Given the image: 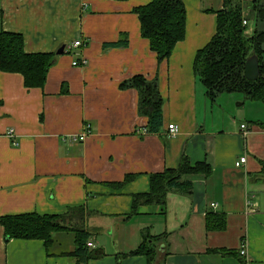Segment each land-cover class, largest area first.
<instances>
[{"label":"crops","instance_id":"obj_1","mask_svg":"<svg viewBox=\"0 0 264 264\" xmlns=\"http://www.w3.org/2000/svg\"><path fill=\"white\" fill-rule=\"evenodd\" d=\"M150 1L0 0V31L22 34L26 52L56 54L65 46L42 89L26 88L21 74L0 72V218L84 207L80 227L106 253L89 264H148L145 256H123L144 235H167L154 244V264H264V181L249 176L264 161V105L244 99L249 111H235L233 94L211 102L194 73L196 54L215 35L224 0H183L186 38L162 63L133 12ZM124 34L128 47L104 48ZM79 40L82 46L66 50ZM82 58L86 66L73 65ZM138 75L158 79L162 133L147 131L138 92L120 88ZM86 124L92 127L87 140L72 142ZM173 124L179 127L175 136L168 130ZM242 125L249 129L246 137ZM183 155L193 165L207 162L211 176H185L191 193L171 192L165 213L142 206L130 217L133 196L149 191L150 175L177 168ZM243 157L246 163L236 167ZM127 176L134 179L119 185ZM209 212L226 214V230L206 229ZM74 237L55 234L46 250L39 240L7 242L0 222V264H76L63 255L74 251ZM244 244L246 258L240 254Z\"/></svg>","mask_w":264,"mask_h":264},{"label":"trees","instance_id":"obj_2","mask_svg":"<svg viewBox=\"0 0 264 264\" xmlns=\"http://www.w3.org/2000/svg\"><path fill=\"white\" fill-rule=\"evenodd\" d=\"M124 1V0H120ZM251 9L257 21H264V4L262 0H252ZM133 12L138 15L141 24V36L150 43V49L157 56L159 63L168 60L177 46L186 38L187 10L183 0H151L144 6L136 7ZM216 33L210 42L200 49L194 61V73L206 91L211 102H217L224 94H243L244 99L264 105V28H256L252 36L246 35L247 25H243V0H224L223 8L216 12ZM127 35L120 40L106 43L105 49L128 47ZM257 55L260 60V77L249 81L244 76L245 64L249 57ZM55 53H28L22 34L0 31V72L21 74L26 88H44L48 73L55 62ZM122 90L134 89L139 96V113L148 118L147 131L162 133L164 129V98L158 79L148 80L142 75L135 76L120 85ZM62 93H67L66 86ZM264 126V124H263ZM260 171L250 174L253 182L264 181V161H258ZM213 168L207 162L192 164L187 155H183L177 168L150 175V189L146 193L133 196L130 217L138 214L139 207H159L165 213L168 196L171 192L190 194L193 183L184 179L187 175L211 176ZM134 179L127 176L119 185ZM75 213L78 224L73 218L66 224V215ZM73 215V216H76ZM73 219V221H72ZM86 220L85 208L68 209L64 214L27 213L0 218L4 227L5 239L43 241L46 250L54 244V235L74 233L75 249L64 253L76 264H89L92 260L106 257L102 248L89 247L91 234L80 227ZM208 231H223L228 226L226 214L209 212L205 218ZM167 235L150 237L144 235V241L134 251L124 257L145 256L148 264H154L157 253L156 242ZM151 239V241L149 240ZM92 243V242H91ZM94 244V243H93ZM224 255H236L234 251L214 250ZM120 257V258H123Z\"/></svg>","mask_w":264,"mask_h":264},{"label":"built area","instance_id":"obj_3","mask_svg":"<svg viewBox=\"0 0 264 264\" xmlns=\"http://www.w3.org/2000/svg\"><path fill=\"white\" fill-rule=\"evenodd\" d=\"M247 24H248V21L244 20L243 21V25H247ZM80 46H82V41L79 40V41H76L71 48L80 47ZM87 64H88V61H87L86 58H82V59L77 60V61H75L73 63L74 66H78V67L79 66H86ZM168 130H169V133L172 136H175V135H177L179 133V127L177 125H175V124L169 125ZM91 132H92L91 125L90 124H86L85 125V129L83 130V132L80 135L72 137V142L82 143V142L86 141L87 138L90 136ZM241 132H242L243 136L246 137L249 134L248 127L246 125H242L241 126ZM9 135L13 136V131L9 132ZM14 145H15V143H14ZM246 161H247L246 157L241 158L239 161L236 162V167L242 166L243 164L246 163ZM212 207L216 208L217 205L216 204H212ZM88 246L89 247H94V244L90 242V243H88ZM240 254H241L242 257L246 258L248 253H247V249H246V245L245 244L242 245V247L240 249Z\"/></svg>","mask_w":264,"mask_h":264},{"label":"rangeland","instance_id":"obj_4","mask_svg":"<svg viewBox=\"0 0 264 264\" xmlns=\"http://www.w3.org/2000/svg\"><path fill=\"white\" fill-rule=\"evenodd\" d=\"M251 1L252 0H243V6H244V19H246L248 21V25H247V31H246V35L248 36H252L253 33L255 32L256 28L259 26V28H264V21H257L255 14L253 12V10L251 9ZM262 4H264V0H262ZM74 45L70 44V46H67V51L69 50V47H72ZM73 55H75L77 53V50L73 49L71 51ZM57 55V53H56ZM226 95H230V94H224V96ZM233 95H237L235 96V99H237L236 101H234L232 103V109H234L235 111L242 109V111H249V107H250V103H247L246 106H242L243 105V100H244V95L243 94H233ZM226 97H230V96H226ZM239 97V98H238ZM75 143V142H74ZM72 215H76L75 213H69L66 215V220L65 223L69 224L72 223L70 219V216ZM77 217V215H76Z\"/></svg>","mask_w":264,"mask_h":264},{"label":"water","instance_id":"obj_5","mask_svg":"<svg viewBox=\"0 0 264 264\" xmlns=\"http://www.w3.org/2000/svg\"><path fill=\"white\" fill-rule=\"evenodd\" d=\"M65 52V46H62L58 51L57 55H62ZM261 74L260 60L257 55L249 57L245 64L244 76L249 81H256Z\"/></svg>","mask_w":264,"mask_h":264}]
</instances>
